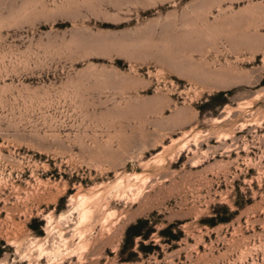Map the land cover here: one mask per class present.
<instances>
[{"label": "rangeland", "instance_id": "obj_1", "mask_svg": "<svg viewBox=\"0 0 264 264\" xmlns=\"http://www.w3.org/2000/svg\"><path fill=\"white\" fill-rule=\"evenodd\" d=\"M0 264H264V0H0Z\"/></svg>", "mask_w": 264, "mask_h": 264}, {"label": "trees", "instance_id": "obj_2", "mask_svg": "<svg viewBox=\"0 0 264 264\" xmlns=\"http://www.w3.org/2000/svg\"><path fill=\"white\" fill-rule=\"evenodd\" d=\"M145 221H146V219H138V220H136V222L134 224L130 225L129 228L130 227L131 228H135V227H137V225H139V224H141V223H143ZM138 234L139 233H133V235H138Z\"/></svg>", "mask_w": 264, "mask_h": 264}]
</instances>
